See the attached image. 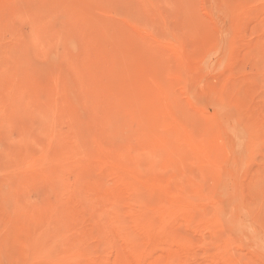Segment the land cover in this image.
<instances>
[{"label": "rangeland", "instance_id": "obj_1", "mask_svg": "<svg viewBox=\"0 0 264 264\" xmlns=\"http://www.w3.org/2000/svg\"><path fill=\"white\" fill-rule=\"evenodd\" d=\"M0 264H264V0H0Z\"/></svg>", "mask_w": 264, "mask_h": 264}]
</instances>
